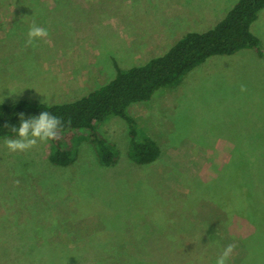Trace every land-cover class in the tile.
Masks as SVG:
<instances>
[{
  "label": "rangeland",
  "instance_id": "1",
  "mask_svg": "<svg viewBox=\"0 0 264 264\" xmlns=\"http://www.w3.org/2000/svg\"><path fill=\"white\" fill-rule=\"evenodd\" d=\"M236 1L0 0V102L78 98L116 66L207 30L223 17L216 6ZM33 20L51 44L26 45ZM252 31L264 50V9ZM258 55L213 56L133 103L128 112L161 149L149 164L129 157L119 116L99 123L118 152L109 166L85 136L68 166L51 162V141L11 152L5 140L17 137L0 138V264H216L229 244L227 264H264V167L251 169L249 196L229 185L240 144L264 152Z\"/></svg>",
  "mask_w": 264,
  "mask_h": 264
},
{
  "label": "trees",
  "instance_id": "2",
  "mask_svg": "<svg viewBox=\"0 0 264 264\" xmlns=\"http://www.w3.org/2000/svg\"><path fill=\"white\" fill-rule=\"evenodd\" d=\"M262 9L264 0H237L207 30L185 33L163 53L141 64L123 68L116 66L114 75L105 83L73 100L60 103L28 100L0 102V138L16 137L12 126L19 124L21 113L28 118L41 111H49L63 122L58 138L50 140V160L53 164L68 166L73 162L74 141L85 136L93 145L100 163L109 166L116 162L118 152L99 131V123L119 116L125 120L128 128L129 157L138 164L152 163L158 159L161 149L155 140L141 132L128 112L129 107L133 103L150 100L158 89L176 83L213 56L233 55L243 49H254L263 56L260 39L252 31V23ZM239 146H243L241 149L245 153L230 160L235 171L229 185L235 186L237 193L243 191L244 195L249 196L252 188L249 176L255 174L251 169L264 167V152L258 154L249 149L250 142ZM247 154L249 156L245 157ZM254 154L258 158L251 160Z\"/></svg>",
  "mask_w": 264,
  "mask_h": 264
},
{
  "label": "clouds",
  "instance_id": "3",
  "mask_svg": "<svg viewBox=\"0 0 264 264\" xmlns=\"http://www.w3.org/2000/svg\"><path fill=\"white\" fill-rule=\"evenodd\" d=\"M48 36V30L38 26L33 20L27 33L26 45H34L37 40H44L46 43L51 44V41L47 39ZM62 124L61 118L49 111L44 110L38 115L28 118H25L23 113H21L19 124L12 126V131L16 133L17 138L6 139L5 146L11 152H25L36 147L38 143L57 139ZM235 247L236 245L234 244L227 245L217 257L216 264H227Z\"/></svg>",
  "mask_w": 264,
  "mask_h": 264
},
{
  "label": "crops",
  "instance_id": "4",
  "mask_svg": "<svg viewBox=\"0 0 264 264\" xmlns=\"http://www.w3.org/2000/svg\"><path fill=\"white\" fill-rule=\"evenodd\" d=\"M234 4V3H233ZM216 8H217V10L219 11V13L218 14H221L220 15V17L219 18H221L223 15H224V13L228 10V9H225V11H221V9H220V6H216ZM217 10L215 9L213 12H214V14H216L217 13ZM259 56V55H258ZM261 57V56H260ZM210 59V58H209Z\"/></svg>",
  "mask_w": 264,
  "mask_h": 264
}]
</instances>
